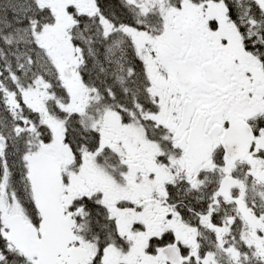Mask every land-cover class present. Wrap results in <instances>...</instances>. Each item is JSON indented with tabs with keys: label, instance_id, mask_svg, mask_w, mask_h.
<instances>
[{
	"label": "snow or ice",
	"instance_id": "obj_1",
	"mask_svg": "<svg viewBox=\"0 0 264 264\" xmlns=\"http://www.w3.org/2000/svg\"><path fill=\"white\" fill-rule=\"evenodd\" d=\"M0 264H264V0H0Z\"/></svg>",
	"mask_w": 264,
	"mask_h": 264
}]
</instances>
